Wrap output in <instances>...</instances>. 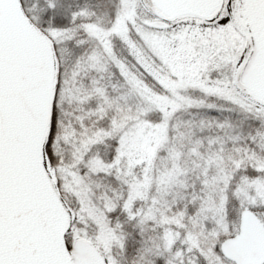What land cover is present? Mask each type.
<instances>
[{
	"label": "snow or ice",
	"instance_id": "6c2138e0",
	"mask_svg": "<svg viewBox=\"0 0 264 264\" xmlns=\"http://www.w3.org/2000/svg\"><path fill=\"white\" fill-rule=\"evenodd\" d=\"M0 264H264V0H0Z\"/></svg>",
	"mask_w": 264,
	"mask_h": 264
}]
</instances>
